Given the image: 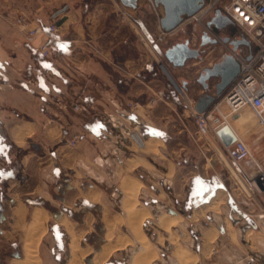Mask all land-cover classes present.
Segmentation results:
<instances>
[{"label": "crops", "instance_id": "1", "mask_svg": "<svg viewBox=\"0 0 264 264\" xmlns=\"http://www.w3.org/2000/svg\"><path fill=\"white\" fill-rule=\"evenodd\" d=\"M149 8L157 19L153 29L143 20ZM162 15V7L149 0H0V239L20 248V256H11L8 264L24 258L35 216L44 229L36 251L49 217L67 224L64 264L71 256L70 241L75 238L78 246L81 236L86 238L78 246L85 251L79 264H93L95 256L103 264L124 250L128 264L139 255L141 264H159L160 259L180 264L176 248L196 256L194 264H264L256 252L260 249H251L263 242L246 244L243 238L249 230L263 233L245 219V212L236 219L228 211L226 187L212 184L208 196V179L217 168L197 160L190 139L192 107L203 93L196 78L219 55L208 48L182 67L168 64L166 42L157 39ZM51 23L58 26L55 34L27 38V29ZM45 41L48 56L39 50ZM135 103L140 106L132 107ZM255 132L263 149L264 132ZM74 134L76 144L69 145ZM258 159L264 165V154ZM134 178L141 184L136 207L148 213L141 230L150 249L126 221L122 183ZM247 194L255 202L262 193ZM184 204L190 207L187 212ZM258 207L264 210L263 194ZM163 215L177 222L164 227L158 221ZM120 238L126 242L114 247ZM105 248H112L107 256Z\"/></svg>", "mask_w": 264, "mask_h": 264}, {"label": "built area", "instance_id": "2", "mask_svg": "<svg viewBox=\"0 0 264 264\" xmlns=\"http://www.w3.org/2000/svg\"><path fill=\"white\" fill-rule=\"evenodd\" d=\"M149 2L153 4L152 0ZM217 8L231 20V24L244 30L243 36L251 42L254 49L241 45L237 51H231L239 63L238 74L203 111L198 112L192 107L195 123L192 139L203 149L204 143L201 141L211 135L222 145L229 161L240 168L237 173L245 182L249 193L264 195V165L261 161L251 152L243 139L235 137L229 144H224L218 135L222 127L227 126L228 117L243 107L252 110L256 122L264 129V0H204L202 7L184 20L207 22ZM24 26L26 29V25ZM57 30L56 23L46 27L36 24L27 29L26 36L32 38L41 34L51 35ZM167 34L168 32L160 28L158 41H164ZM49 44V41H45L40 45L39 50L43 56L49 55ZM249 54L251 58L247 60ZM176 89L182 92V88ZM149 102L153 104L155 99L151 98ZM131 106L139 107L140 104L135 103ZM77 139L78 135L74 134L69 139V145H74ZM254 222L264 235V210L255 214Z\"/></svg>", "mask_w": 264, "mask_h": 264}, {"label": "rangeland", "instance_id": "3", "mask_svg": "<svg viewBox=\"0 0 264 264\" xmlns=\"http://www.w3.org/2000/svg\"><path fill=\"white\" fill-rule=\"evenodd\" d=\"M150 5L152 6V3H150ZM145 13H146L144 16L145 18L143 20L149 29H153L156 25V20H157L155 12L153 9H150V12H145ZM206 23H207L206 20L202 22L192 21L190 19L183 20V22L173 32L172 31L171 33L168 32V35L164 39V42H166L164 45L168 47L171 44H175L177 42H183L186 39H189L190 41L189 46L196 48L201 45V44L199 45V39L202 36V34L207 33L211 38L217 39V42L215 44L207 43L206 45L202 46L200 50L201 51L200 56L208 48H215V51H212L213 54H216L217 56L219 55L218 57H220L222 54L226 52L231 53L232 51L231 45H229L228 43H224L222 41V37H229L230 39H233L235 37L239 38L241 35H244V30H242L236 25L226 26L222 29H213L212 27H208ZM220 45L222 47L221 50H219ZM150 47L154 49L153 46H150ZM228 121H230L235 127L236 135L247 143L251 152L257 158H260L261 155L264 154L263 152L264 148L261 149L262 143L256 139L257 132L255 131L260 130L264 132V129L260 125H258V123L256 122V119L253 115L252 110L249 107H243L237 113L230 115L228 117ZM189 122L191 123V125L192 124L195 125L193 111L189 118ZM190 139H191V143L198 149L199 158H197V160L200 162L208 161V163L213 164L214 167L216 166L217 168L216 169L217 174L211 176V178L208 179L207 185L210 186L209 192L212 191V184L214 186L222 185L223 187H226V189L230 193L229 194L230 196L227 199V201L231 203V205L228 206V211L234 217H236V219L241 218L240 216L241 212H245L246 214L244 215L245 219L249 220L250 223L255 224L254 218H255V214L259 212L258 203L261 204L262 202V194L257 195L259 198H257L255 202L251 200V197H248L247 193L249 191L247 190L246 184L237 173L238 171H240V168L235 163H232L231 161H229V159L225 155V151L222 145L219 142L216 143L215 139L211 135H208L207 137L204 138L203 141H201L204 143L203 149L199 148L195 144L192 137H190ZM137 174L144 176V175H147V172L143 170H138ZM145 189L149 191V186H147V188ZM148 193L149 192H145L144 195L149 197ZM144 195L143 194L141 195V200L144 198ZM201 202H203V199H201L200 201H197V200L194 201V204H199ZM183 208L185 209V212H187V210H189L190 207L187 204H184ZM146 218H144L143 221ZM176 220L175 222H177ZM67 221L72 222V220L70 219H68ZM40 222H37V223H40ZM226 222L228 224L227 226L229 230L234 232L235 230L234 225L229 220H227ZM66 225L67 224H65L64 221L60 222L59 219H55L54 217L48 218V221L46 223L47 230L41 236L40 246L37 248L38 250L36 251L37 254H39L38 256L40 257V259L38 258L40 262V263L38 262L39 264H64V259L67 256V249H68L67 242L69 239V235L66 231V227H67ZM186 233L188 237L189 233L188 232ZM85 238L86 236H81L78 238V246H80L81 244H84L83 242ZM243 238L245 241L244 243L246 244L250 242L255 244V241L257 242L258 240L263 242V244L258 242V245L256 244L253 245L255 248H251V249H253V251H256V249H260L259 251H256V252L258 255H261L262 257H264V235L263 234L249 230L245 233V236ZM38 241L39 239L37 240V243ZM12 243L15 244L17 250L20 253L19 244L17 242L0 239V264H8L10 257L6 256L4 253L6 252L9 253V251L13 250ZM37 243H36V247H37ZM238 244H242V243H238ZM156 246H158L157 250L160 254L162 250L160 248L161 246L159 245H156ZM168 248L167 250L169 251ZM91 251H93V249H91ZM110 253L111 251L109 252V254ZM127 254H128V251L124 250L120 254L108 257L106 262H104L103 264H128L127 263L128 260L126 257ZM248 254H251V256L254 257V254L250 253L249 249H248ZM157 261L158 262L160 261L159 264H168V262L165 259L164 260L160 259ZM81 264H88V260H86V262L82 261Z\"/></svg>", "mask_w": 264, "mask_h": 264}, {"label": "water", "instance_id": "4", "mask_svg": "<svg viewBox=\"0 0 264 264\" xmlns=\"http://www.w3.org/2000/svg\"><path fill=\"white\" fill-rule=\"evenodd\" d=\"M204 0H153L154 6H161L163 9V15L159 18V26L165 32H171L176 29L184 20L185 17L192 16L203 5ZM64 9H60L57 13H60ZM207 26L214 25L218 29H222L231 24V20L223 15L220 9H215L213 15L207 21ZM134 30L141 39V41L150 50L153 56L159 62V65L168 74L165 66L154 53L152 48L146 43L138 29L134 26ZM201 46L207 43L215 44L217 39L211 38L207 33H203ZM224 43H228L232 47V51H237L239 46L243 45L247 48L251 47V42L241 35L239 38L235 37L230 39L229 37H222ZM201 51L198 48L189 46L188 40L184 42H177L165 48L163 57L165 61L173 67H182L188 60L197 59L200 57ZM251 54L247 55L246 59L249 60ZM239 72V63L235 60L231 53H224L221 55L219 62L214 63L209 67H204L198 74L196 81L201 84L203 93L198 97L195 105V110L198 112L203 111L215 98L220 94L223 89L235 78ZM169 76V74H168ZM216 79L215 82L213 80ZM185 83V82H184ZM184 83L183 86H184ZM213 86V93H209ZM218 135L224 142L229 144L235 139L230 129L227 126L222 127L218 132Z\"/></svg>", "mask_w": 264, "mask_h": 264}, {"label": "bare ground", "instance_id": "5", "mask_svg": "<svg viewBox=\"0 0 264 264\" xmlns=\"http://www.w3.org/2000/svg\"><path fill=\"white\" fill-rule=\"evenodd\" d=\"M172 82L176 86V88H178V89L182 88L174 80H172ZM227 127L230 129V131L232 132V134L235 137H238L236 135V132H235V127L233 126V124L230 121H227ZM137 180L135 178L130 179V180L127 179L126 181H124L122 183V186L125 190V198L123 199V207H124L126 215H127L126 221L129 225L132 233L134 234V236L138 240L141 241V244L144 248L150 249L151 245L149 244L147 238L143 235L142 230H141V225H142L143 219L148 216V213L145 211L146 208L145 209H141V208L138 209L136 207V202H137L136 198H137L138 190H139L140 185H141L139 183V180L138 181ZM39 220L41 221V217L35 216L36 222L34 221V223H32L30 225L29 231H27L26 236H28V237H26L27 239L24 243V250H25L24 258L19 259V260L13 259L14 260L12 262L13 264H38L39 260H38V256L36 253V243L40 237L39 233L44 230V229H41V224H40L41 222ZM175 220H176V218H173V217L170 218L168 215L167 216L163 215V217H160L158 221L162 226L169 227L171 224H173L175 222ZM37 222H40V223H37ZM38 224H39V226H38ZM110 235H108V237H107V241H109V242H110V238H109ZM125 242H126V240H122L120 238L119 242H117L114 247L117 248L118 246L123 245ZM69 245H70L71 256H70V259H69L67 264H79L80 263V255L84 254L85 251L80 250V248L76 245L75 239H72L70 241ZM118 248H120V247H118ZM110 251H112V248L111 249L105 248L103 255L109 254ZM174 253H175V256H176V258L180 264H194V262L196 260V256L189 253L187 250H183V249L181 250L180 248H176ZM149 254L151 255L150 252H149ZM152 255H151V257H153ZM154 255H155V253H154ZM140 257H141L140 255L136 256L133 263L134 264H141L140 263V261H141ZM98 261L99 260L96 256L93 257V260H92L93 264H98ZM150 261L151 260L148 259L147 263H149Z\"/></svg>", "mask_w": 264, "mask_h": 264}, {"label": "trees", "instance_id": "6", "mask_svg": "<svg viewBox=\"0 0 264 264\" xmlns=\"http://www.w3.org/2000/svg\"><path fill=\"white\" fill-rule=\"evenodd\" d=\"M212 192H208V196H211ZM146 230V229H145ZM146 232L148 233V231L146 230ZM12 251H9V253H4L6 256L8 257H11V256H18L20 255L19 251L17 250L15 244L12 243ZM162 256L165 257V252L161 250V253H160Z\"/></svg>", "mask_w": 264, "mask_h": 264}, {"label": "flooded vegetation", "instance_id": "7", "mask_svg": "<svg viewBox=\"0 0 264 264\" xmlns=\"http://www.w3.org/2000/svg\"><path fill=\"white\" fill-rule=\"evenodd\" d=\"M230 25H233V24H230ZM230 25H228V26H230ZM210 27H212L213 29H218V28H216L214 25H212V26H210ZM186 40H188V43L190 42L189 39H186ZM201 41H202V38L200 37V39H199V45L201 44ZM183 42H184V41H183ZM171 45H172V44H171ZM189 45H190V44H189ZM196 48H198L199 51H200L201 48H202V46L200 45L199 47H196ZM249 49L253 50L254 48L251 46ZM220 59H221V56L218 57V59H217L216 61H214V63L219 62ZM214 63H213V64H214ZM213 64H212V65H213ZM145 229L148 231V227H146V225H145ZM19 256H20V255H18V256H13V257H19Z\"/></svg>", "mask_w": 264, "mask_h": 264}]
</instances>
